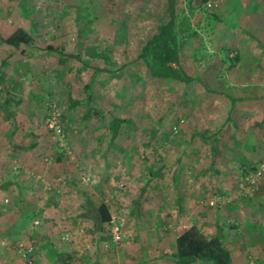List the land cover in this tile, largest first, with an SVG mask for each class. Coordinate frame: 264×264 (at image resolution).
I'll return each instance as SVG.
<instances>
[{"label": "rangeland", "instance_id": "obj_1", "mask_svg": "<svg viewBox=\"0 0 264 264\" xmlns=\"http://www.w3.org/2000/svg\"><path fill=\"white\" fill-rule=\"evenodd\" d=\"M178 2L197 30L183 57L197 79H148L143 87L146 68L137 55L167 0H0V24L24 27L39 47L16 50L0 41L7 75L0 81V264H65L61 255L71 244L74 264H176L162 256L176 249L181 233L195 225L211 238L218 224L234 264H264V182L247 193L242 171L264 160V0ZM49 45L81 51L82 59L60 64ZM91 48L108 50L116 62L93 80L95 104L131 120L114 141L102 114L86 116L85 86L94 67L106 66L88 55ZM9 94L23 102L7 110ZM227 94L241 99L233 103ZM72 99L81 104L72 107ZM52 104L65 122V148L46 123ZM202 133L218 139L216 165L212 140ZM84 199L110 206L124 230L121 243L110 225L90 232L95 211L71 222L55 216L79 210ZM26 232L45 235L43 261ZM19 242L35 253L25 257Z\"/></svg>", "mask_w": 264, "mask_h": 264}, {"label": "trees", "instance_id": "obj_2", "mask_svg": "<svg viewBox=\"0 0 264 264\" xmlns=\"http://www.w3.org/2000/svg\"><path fill=\"white\" fill-rule=\"evenodd\" d=\"M178 1L179 0H167L165 16L158 21L155 28L151 30L137 55L136 61L146 68L145 75L147 78L143 77L138 80L139 84L143 87L146 85V81L148 82V79L152 84L159 79H174L184 83H190L197 79L187 70L183 63L184 51L190 46L191 38L197 35V30L193 26L190 16L186 14L185 10L179 7ZM214 16L218 19L217 15ZM0 41L13 46L16 50H20L22 45L30 46L32 49L39 48L35 44L33 34L24 27H7L0 24ZM47 49L59 53V62L63 65L66 64L70 58L82 59L81 51L71 53L62 45H49ZM22 52L25 53V50L22 49ZM87 52L89 56L103 58L106 66L94 67L93 79L85 86L87 100L89 102L86 116H92L95 113L102 114L106 120H108V130L111 131V140L114 141L121 134L123 125L128 122L130 123L131 120L112 113L107 114L103 108L99 109L94 102L91 89L96 75L104 71L110 72V66L116 62L112 60L108 50L99 52L96 48H91L88 49ZM12 56L13 54L11 53L4 57L1 62L2 66H9V60ZM234 59L235 61H239L240 55L237 54ZM6 80V72L0 70V81L6 82ZM227 95L233 103L239 100L238 97L230 94ZM22 102V97L14 98V96L9 94L2 105L9 110V106L12 103L20 105ZM71 104L72 107H76L81 104V101L72 99ZM202 136L206 140L209 138L212 140V164L216 165L219 158L218 139L215 135L207 137L206 133H202ZM35 146V144H31L20 146L19 148L29 150ZM57 160L63 161V155L60 154ZM255 166L256 164L253 163H244L242 171L245 174L248 169L254 168ZM151 173L152 175H160L161 171L153 169ZM149 184L150 180H148L147 184L142 188L141 196L146 194ZM252 189L253 186L251 184H246L245 192L249 193ZM135 205H139V200L135 201ZM88 209H90V206H88ZM90 218L93 219L97 228H101L102 231H107L106 225L111 224L113 212L106 202H101L96 206L94 216ZM176 243V249L171 253L164 254L162 256L163 258L176 264H195L197 262L201 264H234L233 252L226 243V234L223 224L217 225V232L211 238L205 236L197 226L193 225L177 237Z\"/></svg>", "mask_w": 264, "mask_h": 264}, {"label": "built area", "instance_id": "obj_3", "mask_svg": "<svg viewBox=\"0 0 264 264\" xmlns=\"http://www.w3.org/2000/svg\"><path fill=\"white\" fill-rule=\"evenodd\" d=\"M46 123L50 131L55 134L59 140V146L65 148L66 129L63 116L57 105L52 104L46 117ZM68 151V149H67ZM66 153H71L68 151ZM244 182L251 184L254 187L259 186L264 182V160L259 164H256L254 168H250L244 174ZM40 221L36 220L35 224H39ZM110 234L115 243H121L124 240V230L117 217L113 214L112 222L110 224ZM69 235L63 237V239H69ZM18 250L23 253L25 257H29L35 253V246L27 244L25 242H19Z\"/></svg>", "mask_w": 264, "mask_h": 264}, {"label": "crops", "instance_id": "obj_4", "mask_svg": "<svg viewBox=\"0 0 264 264\" xmlns=\"http://www.w3.org/2000/svg\"><path fill=\"white\" fill-rule=\"evenodd\" d=\"M239 99H241V98H239ZM243 99V98H242ZM248 163H253L252 161L251 162H248ZM254 164V163H253ZM70 182H73V180L72 181H70ZM56 184V183H55ZM58 185V184H57ZM59 185H61V184H59ZM54 190H57L56 189V187H55V189ZM56 192V191H55ZM70 195V194H69ZM67 196V197H70V196ZM73 196H76V195H73ZM80 208H79V210H74V208H73V210L75 211H73L72 210V212L71 213H69V214H67V213H58L57 211L55 212L56 214H55V216L57 215H59L60 216V219H63V218H69L70 219V221H69V219H67V221L68 222H71L72 220H74V218L75 217H77V216H83V217H86V218H88L89 219V214L90 213H92L93 211H95V209H96V206H97V204H94L93 202H91L90 200L87 202V200L86 199H84V201H82V202H80ZM88 206H90V209H88ZM74 222V221H73ZM89 225H90V232H92V233H96V234H100V233H103V232H105V231H102L101 230V228H97L96 226H95V224H94V221H93V219H91L90 218V221H89ZM78 224H76L75 225V223L73 224V225H71V231L74 233V234H78V229L80 228V226L78 225ZM88 225V224H87ZM107 226V231H108V224L106 225ZM59 229V230H58ZM58 229L55 231V234H56V232H59L60 233V226L58 227ZM81 229V228H80ZM68 230V229H67ZM69 231V230H68ZM20 232L23 234V232H25V230H23V229H21L20 230ZM43 233V232H42ZM61 233H64L63 232V229L61 230ZM66 233H68V232H66ZM66 233H64V234H66ZM50 232L48 233V237H50ZM63 234V235H64ZM24 235H25V233H24ZM26 235L27 236H29L28 238L30 239V241H33V242H37L38 244H40V247H38L37 248V256H36V259H38L37 261L38 262H41V261H43V254H45V252H46V249L47 248H49V247H44L42 244H44L45 243V235H42V234H30L29 232H26ZM53 235H54V232H53ZM63 235L61 236V238H63ZM74 238H75V236H74ZM99 238H102V237H99ZM58 238L57 237H55L54 238V240H57ZM42 246V247H41ZM66 249V248H65ZM75 252H76V248H73V246H72V244L70 245V246H68V250H66L65 252H63L62 253V257H63V259H65V261H64V263L65 264H74V263H72L73 262V260L71 259L72 257H75L74 255H75ZM47 253V252H46ZM74 254V255H73Z\"/></svg>", "mask_w": 264, "mask_h": 264}]
</instances>
